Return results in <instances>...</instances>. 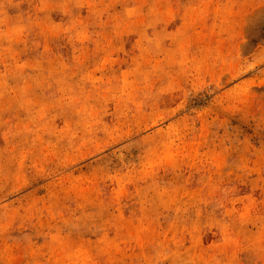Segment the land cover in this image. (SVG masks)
<instances>
[{
    "label": "rangeland",
    "instance_id": "1",
    "mask_svg": "<svg viewBox=\"0 0 264 264\" xmlns=\"http://www.w3.org/2000/svg\"><path fill=\"white\" fill-rule=\"evenodd\" d=\"M0 264H264V0H0Z\"/></svg>",
    "mask_w": 264,
    "mask_h": 264
}]
</instances>
